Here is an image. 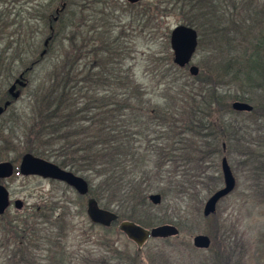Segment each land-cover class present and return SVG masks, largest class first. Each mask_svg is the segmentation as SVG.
Wrapping results in <instances>:
<instances>
[{
  "label": "trees",
  "instance_id": "trees-1",
  "mask_svg": "<svg viewBox=\"0 0 264 264\" xmlns=\"http://www.w3.org/2000/svg\"><path fill=\"white\" fill-rule=\"evenodd\" d=\"M66 1L60 0V5L53 9L51 1L48 0L44 6L38 5V8H33V12H30L31 15L28 17L23 16L21 9L10 11L14 16L11 25L17 26V38L12 41L19 46V42L23 39L26 47L33 54L36 53L33 57L32 55L28 57L30 58L26 67L28 73L37 69L41 71V66L43 65V68L45 66V56L38 54L37 45L34 46L35 39L38 44L43 30L40 31L35 26L33 19L41 21L42 24L45 23L48 30L45 38L48 39V44L45 45L47 52L53 51L57 39H64L59 34L68 29L70 35L66 38L73 51L71 55L67 52L60 59V63L63 64L60 71H57V67H52L47 74L48 79L41 81L36 89L33 88L29 138L34 140V143H41L43 148L40 149L29 143L26 150L83 175L90 182L91 193L94 194V181L101 179L108 190L117 191L122 196L124 193L136 198L135 200L141 204L143 210H146V207L151 206L147 197L149 190L144 189L142 184L145 183L144 178L152 179L156 175L155 171L150 173L146 168L153 160L156 164L153 169L161 167L163 162L161 160L164 157L161 154L164 153L170 157L169 150L173 144L185 143V149L191 146L192 149L190 147L188 149L195 151L194 155L199 153L198 149L209 148L213 151L209 150L205 155L215 158L222 153V143H226L227 148L232 143V146L235 145L238 148L239 157L242 158L238 165L244 166L248 185L254 197L263 204L264 8L260 9V15L255 10L252 16V0H232L234 8L238 3L241 4L240 7L251 18V22H247L246 15H243V19L239 21L232 15L223 22L222 17L227 15L223 13L224 10L221 9L219 1L206 0V6H204L206 10L199 11L201 15L199 17L202 18L189 19L187 23L198 29L199 36L203 27H206L204 31L206 35H210V44H214L213 36H216L217 63L213 65L215 69L212 70L213 73L203 76L202 70L193 79L186 70L183 71L184 68L174 64L168 29L165 37L169 48L163 52V60L159 62V65L156 64L154 70L162 75L164 71L161 68L181 71L182 76L188 77L191 82L182 85L175 82L171 86L169 84L171 87L169 91L177 90L181 98L173 100L172 103H166L167 106L164 108L155 107L152 110L146 107L143 100H140V103L135 102L139 97L143 99L144 89H140L137 83L131 85L133 81L128 72L122 75L118 68L109 64V60L106 62L104 60L105 66L99 61V55L102 54L108 57L113 53L119 56V51L126 53L123 49L129 42L126 39L127 36L130 38L131 34L127 33L129 30L125 29L126 34H122V40L118 36L114 39L112 34L108 35L109 30L104 34L105 28L99 30L96 26H94V32L99 30L100 34L97 32L92 35L88 32L90 19L85 12L86 8H82L84 6L75 1L71 7L69 6L70 8L67 5L61 11L59 7ZM103 1L104 4L108 2ZM197 1L189 0V3L193 4L192 7L198 8ZM123 5L126 6L124 0ZM106 9L105 17L115 19L109 7H103L99 14L102 15ZM125 11L124 9L122 12L125 13ZM8 12L6 9L0 10V35H2V28L5 27V14L7 15ZM131 12L133 13L128 14L125 21L130 20L132 29L144 31L145 24L151 21V16L145 11ZM55 16H58L56 22H54ZM97 16L96 11L95 18ZM201 21H204L206 25H203ZM51 25L53 28H49ZM198 26H202V29L200 30ZM156 27L158 29V25ZM33 35L35 38L30 42L29 38H33ZM202 42V38H199L198 47ZM16 49L19 48L14 47L15 52ZM91 56H93L92 59ZM199 79L200 82H197ZM27 82L30 84L31 80L29 82L27 78ZM117 91H121L122 95ZM235 100L251 103L253 110L251 112L235 111L232 108V102ZM181 133L185 135L191 133L190 143L187 138L178 135ZM204 142L210 144L205 145ZM173 149V156H177V151L182 148ZM205 172L207 176L210 175L208 170ZM202 178L205 176L202 175ZM207 178L211 179V176ZM219 182L218 180L215 185L207 187V191L214 192ZM186 183L192 185L184 187L182 196L189 195L190 201L197 199L198 195L190 193L195 192L196 182ZM163 192L165 196H169L168 192ZM184 200L174 198L173 202ZM105 208L111 209L110 203L105 205ZM180 210L181 207L178 205L177 212ZM169 213L173 212L167 205L161 217L158 213V215H144L142 216L144 219L137 213L128 217L123 214L119 216L121 219L133 220L145 227L163 223L183 226L181 213L177 215H169ZM16 233L17 237L20 236L19 240L22 241L24 248H13L8 253L9 264H37V261L46 260L48 257H50V264H74L76 260L74 254L65 251L66 248H63L64 250L60 248L61 252L56 251V248L43 247L40 251L37 250L40 248H28L31 244L36 247L34 242L36 238L33 233L25 231L23 235V232L19 230ZM164 240L170 241L169 238ZM259 242L257 248L263 254L264 233ZM238 245L246 251L253 247L249 241L238 234L236 245L232 246V264H243L239 257L244 255H235V248ZM163 249L156 251L150 258L144 259L138 250L130 252L128 249L109 248L108 252H103L99 258L96 252H91L86 262L84 263L83 260L81 264H174L165 261L166 258L162 256L165 254ZM209 250H213V254L205 261V264H230L231 257L226 255L225 250L220 248Z\"/></svg>",
  "mask_w": 264,
  "mask_h": 264
},
{
  "label": "rangeland",
  "instance_id": "rangeland-1",
  "mask_svg": "<svg viewBox=\"0 0 264 264\" xmlns=\"http://www.w3.org/2000/svg\"><path fill=\"white\" fill-rule=\"evenodd\" d=\"M47 1L0 0V10L6 9L9 11L7 15L5 14V27L2 28V35H0V100H2L0 106L4 105L8 100L11 101L4 113L0 115V162L15 161L16 166H19L21 156L28 152L26 149L29 143L40 149L43 148L41 143H34V140L29 138V129L32 123V91L41 84V81L48 79L47 74L52 67H57V71H60L59 69L63 67L60 59L67 52L70 55L73 53L72 46L69 45V41L66 38L70 35L69 29L59 34L64 39H57L53 51L47 52L45 45L48 44V39L45 38L48 35V30L45 23L42 24L40 23L41 21L33 19L35 26L40 31L43 30L40 33L38 44L35 39L34 46L37 45L38 54L42 57L45 56V66L44 68L43 65L41 66V71L37 69L34 70L36 72H27L26 67L30 59L28 57L31 55L33 57L36 53L33 54L26 47L23 39L19 42V46H16L15 42L12 41L17 38V26L11 25L13 24L14 16L10 11L14 12L21 9L23 16L28 17L31 15L30 12H33V8L42 7ZM50 1L53 9L60 5V0ZM75 1L83 5L84 7L82 8H86L85 12L88 13L87 17L90 19L88 21V32L92 35L105 28L104 34L109 30L108 35L112 34L115 37L114 39L118 36L122 40V34H126L125 29L129 30L127 33L131 34L130 38L128 36L126 38L129 42H127L126 48L123 49L126 50V53L119 51V56L113 53L108 55V57L102 54L99 55V61L105 66L104 60L105 62L109 60V64L118 68L122 75L128 72L133 81L131 85L137 83L136 85L140 89H144L143 99L139 97L138 101L135 100V102L140 103V100H143L146 107L153 110L155 107L158 109L164 108L167 106L166 103L169 104L173 100L181 98L177 90L169 91L171 89L170 86L174 82L179 85L191 82L189 78L182 76L181 71L176 72L159 66L164 71V75H162L154 68L156 64L159 65V62L163 60L162 54L169 48L166 45L165 32L168 29L171 31L178 24H188L187 21L189 19L199 20V18H202L199 17L201 16L199 11L204 12L206 10L204 8L206 0H198V8L192 7L193 4L189 3V0H141L136 4H130L127 0H124L126 6L123 5V0H107L106 4H104L103 0H67L61 4L59 9L63 11L67 5L71 7ZM218 1L221 9L224 10L223 13L227 15V17H222L223 22L230 16L232 17V15L235 16L237 21L242 20L243 15H246V12L240 7V3L234 8L232 0ZM103 7H109L115 19L111 20L107 16L105 17L107 9L100 15L99 11ZM251 8L252 16L255 10L259 13L260 9L264 8V0H252ZM124 9L126 10L125 13L122 12ZM130 10L145 11L151 16V21L147 25L145 24L144 31L132 29L130 20L125 21L126 16L133 13ZM96 11L98 12L97 18H95ZM246 17L247 22L250 23L251 18L248 15ZM56 21H58V18L54 20V22ZM125 23H129V25H125ZM201 23L206 25L204 21H201ZM156 25H158V29ZM94 26L99 30L94 32ZM201 27L198 26L199 29ZM49 28H53V25ZM204 29L206 27H203L200 35L203 42L198 47L192 63L199 67L198 74L203 70V76H206L205 74L213 73V65L217 63L218 43L216 36H213L214 44H210V35H206ZM59 35L58 37H60ZM33 36L31 39L29 38L30 42L35 38V35ZM14 47L20 50L16 49L15 52ZM92 58L93 56H91ZM185 70L190 74L191 79L198 75H192L189 68L184 67L183 71ZM21 73H24L26 83L17 84L15 88L17 96L14 97L9 92V88L16 82ZM26 77L29 82L31 80L30 84H28ZM197 82H200V79ZM119 93L122 95L121 91ZM166 124L169 126L167 122ZM178 135L187 138L188 142L189 138H191V133ZM204 143L205 145L210 144L209 142ZM185 146V143L173 144L172 148H170L171 150H169L170 157H167L164 153L161 154L164 157L161 160L163 161L162 166L159 168L153 169L154 165H156L154 160L148 164L146 170L150 173L155 171L156 175L153 174L154 177L152 179L144 178L145 183L142 186L144 189L149 190L147 192L148 199L150 194L157 193L161 195V202L158 204L153 203L149 199L151 206L146 207L148 210H143L144 208L135 200L136 198L124 193L122 196L117 191L108 190L101 179L94 181V194L90 191L89 196L80 195L64 182L37 175L16 173L6 179L4 183L10 191L12 204L0 216V264H9L8 259L10 256L8 253L13 248H24L22 241L20 242L19 240L20 236L17 237L16 235L18 230L23 232V235L25 231L33 233L36 238L34 241L36 247L31 244L28 248H40L37 249L38 251L43 247L56 248V251L59 252H61L60 248L62 250L66 248V252L68 251L76 256L74 264H81L83 260L85 263L91 252H96L97 258H99L103 252H108L109 248L128 249L130 252L138 250L144 259L150 258L156 251L164 248L165 254L162 256L166 258L165 261L167 260L174 264H205V261L211 258L213 254V250L209 249L220 248L225 250L229 258L231 257L230 264H232V246L236 245L237 235L239 234L240 237L242 236L244 240L249 241L253 245L247 251L241 245L235 248V255H244L239 257L241 263L264 264V251L262 254L257 248L258 244H260L258 240L264 233V203L262 204L261 201L254 197L253 191L248 185L245 168L242 165H238V162L242 160L239 157L238 148L235 145L232 146V143L227 148V144L222 143V153L218 156L215 155L216 157L213 158L208 157L207 154L205 155L206 152L212 149L203 147L197 150L199 152L197 155H194L195 151L190 150L192 147L189 146L190 149H188L189 147L185 149ZM173 148L182 149L177 151V156H173ZM224 157L227 158L236 177V185L239 187L236 186L237 188L235 187L227 197L218 203L215 215L204 216V204L213 193V191H207V187L215 185L218 180L220 184L215 188L216 190L224 185L221 167V161ZM205 170L209 171L211 179L207 178L209 176L206 175V172L204 173ZM202 175L205 178H202ZM188 181L196 182L195 192L190 193H195L199 196L192 201L189 200V195L183 197L181 194L184 187L192 185L186 183ZM163 191L165 193L168 192L169 196H165ZM90 196L97 199L100 207H105V205L110 203L112 210L126 217L132 216L134 213H137L141 218L144 215L151 214H159L158 216L161 217L168 205L169 210L173 212L169 213V215L181 213L183 226L175 224L180 228V232L177 235L167 237L170 241L166 242L164 240L167 238H150L141 249H138L136 243L119 230V223L110 227L111 230H107L89 219L86 208L87 200ZM174 198H183L185 200L174 203ZM17 199L22 201V207L20 208H16L14 204V200ZM178 205L181 207L179 212H177ZM198 233L208 234L211 237L212 243L209 248L200 249L194 246L193 237ZM49 259L50 257L46 260L37 261V264H50Z\"/></svg>",
  "mask_w": 264,
  "mask_h": 264
},
{
  "label": "water",
  "instance_id": "water-1",
  "mask_svg": "<svg viewBox=\"0 0 264 264\" xmlns=\"http://www.w3.org/2000/svg\"><path fill=\"white\" fill-rule=\"evenodd\" d=\"M130 3H137L141 0H128ZM199 43L198 31L193 26L188 24H178L170 33V45L173 51V61L180 67H185L190 64ZM189 71L192 75H197L199 67L196 64H191ZM17 82L25 84L24 73L20 74L17 81L11 85L9 92L16 97L15 88ZM10 100L0 106V114L5 111ZM232 107L237 111H251L253 106L251 103L241 100H236L232 103ZM222 172L224 177V185L217 189L205 202L203 214L209 216L216 212L218 202L229 195L236 186V178L228 163L226 157L221 161ZM15 166L11 161L0 162V215L4 214L10 206V192L6 185L1 182L15 173ZM18 171L21 175H39L44 178H51L64 181L74 187L80 194L85 195L89 192V183L81 175L74 173L71 170L61 167L60 165L39 157L31 152H26L22 156ZM149 199L158 204L161 202L160 194H150ZM17 208L22 207V201L15 200ZM87 213L92 222L109 227L112 223L118 220V214L112 210L100 207L95 198H90L88 201ZM120 229L133 240L140 249L150 237L167 238L177 235L180 230L175 224L164 223L146 228L134 221L123 220L120 223ZM194 246L198 248H209L212 240L208 234L198 233L193 237Z\"/></svg>",
  "mask_w": 264,
  "mask_h": 264
},
{
  "label": "flooded vegetation",
  "instance_id": "flooded-vegetation-1",
  "mask_svg": "<svg viewBox=\"0 0 264 264\" xmlns=\"http://www.w3.org/2000/svg\"><path fill=\"white\" fill-rule=\"evenodd\" d=\"M131 4V3H130ZM55 19H57L58 18V16H55L54 17ZM17 81V80H16ZM17 83H19V82H17ZM4 113V112H3ZM2 113V114H3ZM1 115V114H0ZM62 182V181H61ZM67 184V183H66ZM68 185V184H67ZM71 187V186H70ZM72 189H74L77 193H79L75 188H73V187H71ZM80 194V193H79ZM82 196H86V195H82ZM88 201H89V198H88V200H87V204H88ZM86 211H87V208H86Z\"/></svg>",
  "mask_w": 264,
  "mask_h": 264
}]
</instances>
